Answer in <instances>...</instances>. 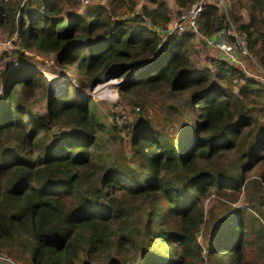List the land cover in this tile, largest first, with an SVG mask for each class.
Listing matches in <instances>:
<instances>
[{
    "label": "trees",
    "instance_id": "1",
    "mask_svg": "<svg viewBox=\"0 0 264 264\" xmlns=\"http://www.w3.org/2000/svg\"><path fill=\"white\" fill-rule=\"evenodd\" d=\"M172 1L181 15L198 0ZM140 2L112 0L85 17L61 15L59 0H0V34L16 37L21 57L32 50L77 59L82 87L105 72L123 76L120 94L155 91L179 127L176 138L154 128L133 132L131 158L142 159L134 169L122 130L100 121L88 96L70 83L55 95L37 69L20 63L0 95V245H22L31 264H90L91 257L105 264H206L197 240L202 199L215 189L235 202L246 188V207L215 217L208 262L244 264L249 230L264 259V87L223 59L211 57L213 69L195 71L193 34L163 39L155 29L171 21L168 2ZM226 3L205 4L197 31L211 37L229 20L264 70V0ZM39 90L42 113L33 107ZM55 125L70 131L49 136ZM229 151L231 162L215 163ZM255 167L257 177L247 179Z\"/></svg>",
    "mask_w": 264,
    "mask_h": 264
},
{
    "label": "rangeland",
    "instance_id": "2",
    "mask_svg": "<svg viewBox=\"0 0 264 264\" xmlns=\"http://www.w3.org/2000/svg\"><path fill=\"white\" fill-rule=\"evenodd\" d=\"M112 0H59L61 3L63 12L61 15H67L76 13L87 17V13L95 7L101 6L108 8ZM169 7L175 9L176 6L172 0H166ZM141 0L140 3H142ZM145 3V2H143ZM140 6V5H139ZM139 6L136 7V11L139 10ZM227 6V4H226ZM225 6V7H226ZM220 9H223L220 7ZM140 11V10H139ZM171 13V10H170ZM182 13L186 14L187 11L183 10ZM88 19V18H87ZM173 24L177 23L179 16L176 14V9L172 12ZM227 21V20H226ZM170 23V22H169ZM168 23V24H169ZM167 24V28H168ZM184 30L175 32L177 36L184 33L191 32V28L184 24ZM161 33L163 39H165L166 31L169 29L161 30L159 27L155 28ZM191 30V31H190ZM14 35L9 36L8 34H0V95L7 83V77L12 75L18 67L23 68L20 63L31 65V67L37 69L40 74L46 79L45 82L48 84L54 94H59L64 90L65 84L70 83L78 87V89L86 96L89 97V107L92 111L99 116L98 119L105 123L115 124V118L117 116H123V119L118 128L122 130L121 136L124 138V152L127 153V158L130 160L129 165L134 169L142 162V159L138 156L131 158L132 153V135L137 129L154 128L160 134H166L169 137H178L179 127L177 120L172 114H168V110L164 111V106L157 102L161 97L156 94L153 90L148 89H137L132 92H125L120 94L125 78L112 77L108 73H103L99 82L95 85H87L82 87L80 81L83 78L81 70L77 66V59L73 63H67L64 58H60L59 54L55 51L48 53H39L36 51H23L21 57L19 47L16 43V37L11 39ZM191 43L195 50L190 55V60L193 69L197 72L203 71L205 68L213 69V63L208 56L207 46L202 41L192 37ZM209 47V46H208ZM219 49L214 47V52L217 51L215 59H220ZM17 51V52H16ZM244 55V58L245 59ZM248 69L249 77H252L255 81H259L264 87V73L260 69L259 65L254 60L246 59L243 63ZM20 65V66H19ZM243 69V68H240ZM86 81V80H85ZM215 84V82H214ZM214 86V85H213ZM236 91V89H235ZM51 93V92H50ZM36 100L33 102V107L38 112H44L46 107V98L41 93V90L36 92ZM184 97L179 96L178 99L182 100ZM32 99V98H31ZM174 97L167 99L165 103H172ZM186 116V115H184ZM191 116L193 114L191 113ZM183 119V118H181ZM120 121V118H119ZM137 123V124H136ZM127 124V127L123 129V126ZM116 125V124H115ZM69 132L70 128L63 125H55L49 131L48 135L51 136L57 132ZM235 158L232 151L226 152L217 159V164L224 165L225 162H231ZM264 167V163L262 165ZM205 168L208 166H204ZM258 170L253 168L246 172V178L251 179L257 177ZM264 191V182L261 184ZM246 188L242 189L237 194V200H233L226 196L218 193L215 189H211L208 195L202 199V206L204 209V222L198 229L197 240L203 246V254L205 257L206 264H209L207 258V246L210 243L211 236L214 235L219 222H215V217H219L227 211L229 208L234 207H246L248 205L246 198ZM264 221V220H263ZM243 239L244 246V264H264V259L259 258L256 254L260 251L259 240L255 234L250 230L244 234ZM119 253H123L119 251ZM106 255V254H105ZM99 259V258H97ZM86 261V258L84 257ZM136 260V259H135ZM0 263L1 264H31L30 256L26 253L22 245L9 242L7 245H0ZM136 263V261L134 262ZM132 263V264H134ZM80 264H84L83 261ZM90 264H105L103 261H97L91 257ZM131 264V263H130Z\"/></svg>",
    "mask_w": 264,
    "mask_h": 264
},
{
    "label": "built area",
    "instance_id": "3",
    "mask_svg": "<svg viewBox=\"0 0 264 264\" xmlns=\"http://www.w3.org/2000/svg\"><path fill=\"white\" fill-rule=\"evenodd\" d=\"M25 1L26 0H22V4ZM86 2H87V0H86ZM208 3H212L216 6H218L219 8L222 7L223 9H226L225 6L227 4L226 0H198L195 4H193L190 8H188L186 10L187 11L186 14L182 13L181 15H178L179 20L177 21L176 24L174 23V26L172 29H169L168 31H166L165 36H168L172 33L180 32V31L184 30V26H185L184 24H187V26L189 28H191L192 32L199 33L196 29V19L198 18L199 14L203 10L204 5L208 4ZM18 14H19V12H18ZM218 33L221 36V39L219 42H217V41L213 42L211 40H208L209 37L203 35V37L207 41L206 42L207 45H209L210 47H213V48L215 47V48L219 49L218 51H219V54H221L220 55L221 59L225 60L226 62H228L229 64H231L233 66H236L239 69L240 68L244 69L245 68V65L243 64L244 61L246 59H248V57L250 59H252V58L250 57V55L248 54V52L246 50L243 38L234 30V28H233V26L229 20H227L224 23L222 29ZM13 38H14V36L11 37V39H13ZM244 55H246L245 59H243ZM243 69H241V70H243ZM260 69L264 73V70L261 67H260ZM243 71L245 72V70H243ZM248 74H249V72H248ZM119 118H120V121H119ZM122 119H123V116H117L115 118L114 123L116 124V126L120 125Z\"/></svg>",
    "mask_w": 264,
    "mask_h": 264
},
{
    "label": "crops",
    "instance_id": "4",
    "mask_svg": "<svg viewBox=\"0 0 264 264\" xmlns=\"http://www.w3.org/2000/svg\"><path fill=\"white\" fill-rule=\"evenodd\" d=\"M175 9H177V7L175 8ZM175 9H172V7L170 8V10H171V19H172V12H173V10H175ZM245 17H246V15H245ZM173 22H174V20H171L170 21V23L168 24V28L167 29H172L173 28V26H174V24H173ZM192 34H193V37L196 39H198V40H200V41H202V43H204V44H206L207 45V41H206V39L203 37V35H201L200 33H196V32H192ZM220 39H221V36H220V34L219 33H216V34H214L213 36H211V37H209L208 38V40H211V41H213V42H219L220 41ZM209 46V45H208ZM207 46V51L209 52L208 53V56H210V57H212V58H217L216 57V54L218 55V53H217V51L216 52H214V48L213 47H208ZM220 56V55H219ZM220 59H221V57H219ZM243 70H245V72L248 74V69L245 67Z\"/></svg>",
    "mask_w": 264,
    "mask_h": 264
}]
</instances>
